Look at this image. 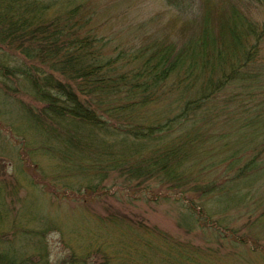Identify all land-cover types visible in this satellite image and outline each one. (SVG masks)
<instances>
[{"label":"trees","instance_id":"16d2710c","mask_svg":"<svg viewBox=\"0 0 264 264\" xmlns=\"http://www.w3.org/2000/svg\"><path fill=\"white\" fill-rule=\"evenodd\" d=\"M165 3L182 19L178 36L115 48L92 30L83 0H0L1 137L18 142L0 145V264H216L242 246L264 257L261 233H241L227 215L264 173V126L255 132V117L241 118L244 135L259 138L244 160L215 161L219 135L206 129L220 92L260 83L264 0ZM12 159L8 182L24 194L5 184ZM119 188L172 199L218 245L182 242L111 208L77 216L53 258L46 236L68 227L42 213L46 189L57 205L86 208Z\"/></svg>","mask_w":264,"mask_h":264},{"label":"rangeland","instance_id":"374dc122","mask_svg":"<svg viewBox=\"0 0 264 264\" xmlns=\"http://www.w3.org/2000/svg\"><path fill=\"white\" fill-rule=\"evenodd\" d=\"M83 2L91 15L90 27L98 36H103L108 40L110 47L116 45L141 46L150 43L157 37L178 36V27L182 19L175 16V10L168 6L165 0H83ZM201 8L203 11L205 10L203 4ZM262 16L255 10V17L261 20ZM258 56L255 62V72H262L259 79L260 83H256L258 86L243 89H238L237 86L233 85L228 86L218 95L219 102L217 105L219 108L215 106L216 108L208 114L213 119V123L206 127L208 133L219 135L217 144L213 145L217 146L212 154L215 161L219 160L216 158L224 159L232 154L240 155L244 160L251 155L253 146H256L259 140L257 134H255L254 139H250L249 135H244L243 131L245 130L242 131L239 128L242 125L241 118L248 116L255 117V132L264 126V44L261 54ZM4 123L9 122L2 118L0 121V145L6 143L9 147L7 142L10 145H17L18 142L16 143L14 139L4 140L1 137ZM249 130L251 131V129ZM18 150L20 151L19 148ZM6 160L8 163L9 158ZM259 160H261L260 165L264 166V155ZM10 161L12 163L10 162V167L8 171L6 169L7 174H5V184L8 189L11 187L8 180H15L12 177L14 169H16L15 166L18 165L13 159ZM22 167L24 170L30 169V167L27 168L26 162H22ZM221 170L222 166H219L217 171ZM258 176L260 177L255 180V184L248 191L246 200L237 206L229 207L227 215L229 217L228 223L239 228L241 233L255 236L259 232L264 237V173ZM20 178L22 179L21 176ZM20 183L18 185L14 183L13 186L16 185L18 188V194H24L26 193L25 188L19 186ZM123 190V188H119L116 197L108 196L94 199L88 203L86 208H84L85 206L76 208L77 203L73 201H64L57 205V199H55L57 196L51 195L46 189L45 195L40 200L43 207L42 213L44 216L49 215L52 219L58 217V222L62 223V228H64L63 224H67L68 227V231L64 234L61 231L53 230L47 234L46 239L51 256L55 258V256L66 252V241L74 238L71 234L70 236L67 234L78 223L77 216L92 212L106 213L111 208L142 218L150 225L157 226L182 242H190L201 247L218 245L216 236L209 231L203 233L198 228H189L188 223L185 224L183 220L186 219L184 218L183 207H180L172 199H159L158 196L154 195V191L142 193L136 191L134 195L127 196ZM227 252L222 253L220 257L213 256V261L218 264H240L241 262L242 264H264V257L261 253L258 251L252 253L246 246L237 250V256L227 255Z\"/></svg>","mask_w":264,"mask_h":264}]
</instances>
